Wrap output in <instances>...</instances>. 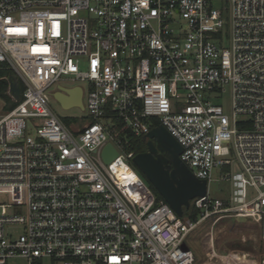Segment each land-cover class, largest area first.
Returning <instances> with one entry per match:
<instances>
[{
  "label": "built area",
  "instance_id": "obj_1",
  "mask_svg": "<svg viewBox=\"0 0 264 264\" xmlns=\"http://www.w3.org/2000/svg\"><path fill=\"white\" fill-rule=\"evenodd\" d=\"M0 64L23 86L0 116V264H195L204 221L264 223V0H0ZM62 79L87 84L76 129L49 106ZM158 126L207 181L195 220L127 162ZM215 170L226 199L208 194Z\"/></svg>",
  "mask_w": 264,
  "mask_h": 264
},
{
  "label": "water",
  "instance_id": "obj_2",
  "mask_svg": "<svg viewBox=\"0 0 264 264\" xmlns=\"http://www.w3.org/2000/svg\"><path fill=\"white\" fill-rule=\"evenodd\" d=\"M8 94L18 102L20 99V82L14 73L7 76ZM63 109L78 107L83 110L82 89L75 87L66 90V95H54ZM146 141V152L136 154L131 162L144 176L152 188L169 205L178 218H182L184 210H188L190 202L203 197L207 190V181L197 179L183 164L179 156L182 153L180 144L165 128L158 126L152 129L143 140ZM117 156L111 144L102 150V160L110 163ZM245 223V219H237ZM186 249V247H184Z\"/></svg>",
  "mask_w": 264,
  "mask_h": 264
},
{
  "label": "rangeland",
  "instance_id": "obj_3",
  "mask_svg": "<svg viewBox=\"0 0 264 264\" xmlns=\"http://www.w3.org/2000/svg\"><path fill=\"white\" fill-rule=\"evenodd\" d=\"M58 86L71 89L79 86L83 89V103L86 101L87 84L70 79H62L53 84L49 89V106L65 125H72L76 129L84 124L87 119V112L78 107L63 109L60 103L52 95L57 91ZM4 101L0 99V116L6 113ZM227 100L223 102L224 109ZM131 165V161H127ZM132 166V165H131ZM144 183L149 187L148 181L135 170ZM217 170L212 173V180L208 184V194L211 198L226 199L230 194V184L220 181ZM185 218V217H183ZM186 244L195 256V264H207L208 255L211 252L216 254L215 263L220 264L222 257L228 254H247L251 262H258L264 259V223L257 224L251 221L238 223L234 219H210L204 221L195 231L186 238ZM210 263V262H209ZM7 264H26L22 259H11Z\"/></svg>",
  "mask_w": 264,
  "mask_h": 264
},
{
  "label": "trees",
  "instance_id": "obj_4",
  "mask_svg": "<svg viewBox=\"0 0 264 264\" xmlns=\"http://www.w3.org/2000/svg\"><path fill=\"white\" fill-rule=\"evenodd\" d=\"M10 73H11L10 70L6 69L4 65L0 64V99L4 101L5 105H7L6 112L10 111L16 105V103L11 99V97L8 94V83L6 79ZM20 89L21 90L23 89L22 84H20ZM128 150L133 152L135 155L139 153H144L146 151V144L144 141H142L141 138H136L131 141V147ZM131 165L134 170L139 172V170L133 165V163H131ZM149 188L152 190L157 200H163L160 197V195L152 188L150 184H149ZM183 216L185 218H190L192 220H195L197 219V211H195L192 208L188 210H184Z\"/></svg>",
  "mask_w": 264,
  "mask_h": 264
},
{
  "label": "flooded vegetation",
  "instance_id": "obj_5",
  "mask_svg": "<svg viewBox=\"0 0 264 264\" xmlns=\"http://www.w3.org/2000/svg\"><path fill=\"white\" fill-rule=\"evenodd\" d=\"M142 141H144L143 139H142ZM145 142V141H144ZM146 152V151H145Z\"/></svg>",
  "mask_w": 264,
  "mask_h": 264
}]
</instances>
